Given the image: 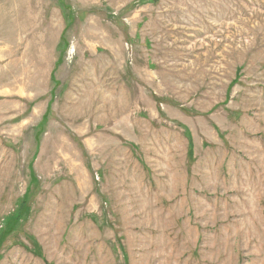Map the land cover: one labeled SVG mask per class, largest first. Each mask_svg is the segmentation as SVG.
I'll return each mask as SVG.
<instances>
[{"label":"rangeland","instance_id":"1","mask_svg":"<svg viewBox=\"0 0 264 264\" xmlns=\"http://www.w3.org/2000/svg\"><path fill=\"white\" fill-rule=\"evenodd\" d=\"M0 264H264V0H0Z\"/></svg>","mask_w":264,"mask_h":264}]
</instances>
